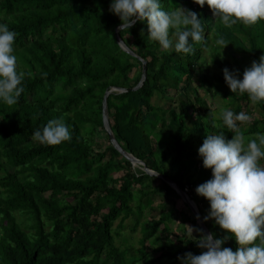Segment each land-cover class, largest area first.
Instances as JSON below:
<instances>
[{"label": "trees", "instance_id": "16d2710c", "mask_svg": "<svg viewBox=\"0 0 264 264\" xmlns=\"http://www.w3.org/2000/svg\"><path fill=\"white\" fill-rule=\"evenodd\" d=\"M161 2L165 10L197 11L206 39L193 42V51L183 53L163 50L151 40L146 21L137 20L129 33L119 31L146 61V77L136 90L108 95L109 123L123 149L178 187L191 188L189 195L203 219L210 202L196 187L212 177L198 153L206 135L222 132L231 139L242 131L250 140L264 132V101L254 103L246 92L233 93L223 75L227 67L238 69L242 78L245 69L236 53L259 61L264 54V20L229 27L207 4ZM110 3L0 0V22L16 32L18 70L26 73L18 102H0V264H177L178 256L206 250L180 235L177 242L170 240L168 222L178 213L174 203L161 205L157 218L143 220L138 247L116 243L126 220L134 230L156 198L180 196L169 183L118 152L103 126L105 91L135 87L142 73V62L117 44L115 29L121 21L109 11ZM221 36L230 42L224 48L216 43ZM134 68L138 71L130 76ZM199 88L220 94L227 101L223 107L237 113L254 105L260 117L245 128L228 129L208 107L202 111ZM179 91L176 108L152 101L157 94L165 98ZM57 117L69 125L71 140L45 144L33 138L36 129ZM98 129L106 133L105 148L95 141ZM178 214L201 228L190 209ZM19 215L31 220L28 229L21 226ZM203 221L217 237L227 235L214 218ZM223 246L235 251L239 245L228 236Z\"/></svg>", "mask_w": 264, "mask_h": 264}, {"label": "clouds", "instance_id": "9594fccd", "mask_svg": "<svg viewBox=\"0 0 264 264\" xmlns=\"http://www.w3.org/2000/svg\"><path fill=\"white\" fill-rule=\"evenodd\" d=\"M195 2L200 6L207 4L229 27L237 22L254 25L264 20V0ZM109 11L120 18L118 28L121 32L129 33L137 20L146 21L148 37L158 42L163 50L190 53L193 42L206 39L205 27L197 11L184 7L165 10L161 0H111ZM16 36L7 23L0 22V102L8 105L18 102L24 92L26 76L24 71L18 70ZM216 43L224 48L230 42L226 43L221 36ZM117 44L129 46L125 40ZM223 75L233 93L246 92L254 103L264 101V54L259 61L254 60L245 68L242 78L238 69L230 71L227 67L223 69ZM219 116L228 129H238V121L250 119L248 113H237L227 107L220 109ZM33 138L45 144H59L71 140L72 133L64 119L57 117L36 129ZM198 153L203 166L212 172L210 179L196 187L197 194L210 202L208 214L203 219L214 218L227 235L217 237L215 233L189 226V235L193 236L194 230L201 233L196 241L206 250L201 254L189 251L177 259L181 264H264V163L261 162L264 159V132L256 133L255 138L247 141L242 131H236L231 139H226L222 132L208 134ZM181 189L188 192L186 186ZM187 195L191 198L189 193ZM228 236L234 237L239 245L235 251L223 246Z\"/></svg>", "mask_w": 264, "mask_h": 264}, {"label": "rangeland", "instance_id": "374dc122", "mask_svg": "<svg viewBox=\"0 0 264 264\" xmlns=\"http://www.w3.org/2000/svg\"><path fill=\"white\" fill-rule=\"evenodd\" d=\"M207 8H209V10H212L208 5H207ZM125 37L127 39L129 38L128 35H125ZM236 55L240 58L239 59L241 62L240 66L243 69L251 66V63H252L251 60L247 59V58L243 59L242 53H236ZM206 61H207V63H209V61H210L209 56H207ZM207 63H206V65H207ZM136 71H138V69L134 68L131 71L130 76H134L136 74ZM193 85L196 86V82ZM180 86H182V84H180ZM197 91L199 93V97H201V100H202V106H201L202 111H204L203 110L204 106H205V108L208 107V109H209L208 111H213V113L216 115V117L219 118L220 109L223 108V106H227V101L224 100L222 98V96L220 94H217L216 92H212V91L207 92L203 88H199V89H197ZM179 93H180V91L176 92V93H172L171 95H169V97H168V95H165V98H163L160 94H157L155 97H153L152 101L155 102L157 105L163 107V108L173 109V108H176L178 105L179 96H180ZM203 103L205 105H203ZM248 109H250V110H248ZM242 111L248 113L250 116V119L248 121H243V122L238 121L237 123L239 124V127L241 126V127L245 128L249 124H251V122L253 121L254 118L260 117L259 110L254 105H248V106L245 105V107L243 106ZM166 118L170 119V113L168 110L166 111ZM212 134H216V133L212 132ZM95 141L97 143H100L102 148H105V146L107 144H109V142L107 140L106 133H104L103 131H100V129L97 130V133L95 135ZM135 165L139 166L138 164H135ZM119 175H121V173L115 174V176H119ZM190 191H191V188L188 187V192H186V193L188 194ZM172 203H174L175 207L177 208L176 210L178 213H179V211H183L184 213H187V211L189 212L190 207H185V204H184L182 198L171 199L170 197H158L155 199L153 207L147 208L144 211L143 217L141 218L138 226L134 230H132V226H131V224H133V223L130 220L125 221L126 226L121 229V235L117 238L118 239L116 242L117 245L120 247H128L130 245L138 247L139 246V239L142 236L140 230L142 228L143 220H145V219L150 220V219L157 218L159 216L160 212L163 211V207L161 205L167 204V206L170 207ZM190 211H191V209H190ZM198 211H199V209H198ZM178 213H176L175 216H173V218H171L168 222L169 226L171 227L170 240L177 242V237L180 235L182 237H185L188 239H193L194 241H196V237H198L197 231H195V230L193 231V236L188 234L189 226H195L194 223L191 222L190 220H184L182 218V216ZM199 214L201 215L200 211H199ZM18 220L24 229H28L29 225L31 224V220H29L27 217H24L23 215H19ZM117 223L118 222H116V225H117ZM177 264H181V261H179Z\"/></svg>", "mask_w": 264, "mask_h": 264}, {"label": "water", "instance_id": "95a60500", "mask_svg": "<svg viewBox=\"0 0 264 264\" xmlns=\"http://www.w3.org/2000/svg\"><path fill=\"white\" fill-rule=\"evenodd\" d=\"M119 31H120L119 28L116 27L115 38H116L117 43H119L121 40H123V38H121V36L119 35ZM120 48L122 50H124L125 52H127L128 54H130L134 57H137L142 62V73H141V78L135 87H132V88L114 87L113 89H107L105 91V93L103 95V99H102V122H103V126H104V128L108 134V138L110 139L112 145L117 149V151L120 152L125 158H127L132 164L141 165L143 170L146 173L162 178L164 181L169 183L174 189H176L177 192L183 198L184 202L188 205V207H190V209H191L193 215L195 216L196 221L198 222L200 227L204 230L205 233H209L210 231L207 228V226L205 225L201 215L199 214L198 207H197L196 203L180 187H178L177 184L175 182H173L171 179L166 178L163 175L156 173L153 170L149 169L142 160L136 158L134 155H132L131 153H129L125 149H123L121 147V145L118 143V141L116 140V138H115V136L111 130L110 123H109L108 108H107V97H108V95L115 90H118L120 92H127L129 90H136L143 84L145 77H146V61L144 59H142L141 57H139L131 48H129V46H127V47H121L120 46Z\"/></svg>", "mask_w": 264, "mask_h": 264}, {"label": "crops", "instance_id": "0c3cea01", "mask_svg": "<svg viewBox=\"0 0 264 264\" xmlns=\"http://www.w3.org/2000/svg\"><path fill=\"white\" fill-rule=\"evenodd\" d=\"M142 168V166H140ZM143 169V168H142Z\"/></svg>", "mask_w": 264, "mask_h": 264}]
</instances>
